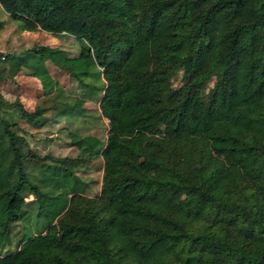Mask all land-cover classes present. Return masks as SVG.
I'll return each mask as SVG.
<instances>
[{
	"label": "trees",
	"instance_id": "obj_1",
	"mask_svg": "<svg viewBox=\"0 0 264 264\" xmlns=\"http://www.w3.org/2000/svg\"><path fill=\"white\" fill-rule=\"evenodd\" d=\"M0 6L22 27L79 40L71 55L37 44L0 57V78L23 66L52 93L31 109L0 93V264H264V0ZM46 60L106 118L104 140L68 131L74 156L40 155L19 131L47 108L83 111ZM96 155L100 188L86 196L73 165ZM42 210L44 227L1 251L12 223Z\"/></svg>",
	"mask_w": 264,
	"mask_h": 264
},
{
	"label": "rangeland",
	"instance_id": "obj_2",
	"mask_svg": "<svg viewBox=\"0 0 264 264\" xmlns=\"http://www.w3.org/2000/svg\"><path fill=\"white\" fill-rule=\"evenodd\" d=\"M37 44L58 46L66 54L76 53L79 40L72 34H54L39 28H26L20 25V21L12 19L0 6V57L5 53H19L26 48ZM46 71L56 81V86L62 90L64 99L69 105L73 104V98H82L83 111L80 114L60 113L56 115L52 109L47 108L45 115L47 119L41 124L33 126L23 121H18L20 133L26 138V143L40 155L74 156L76 148L71 144L68 131L79 134H92L100 140L105 138L106 118L98 109L95 99H89L81 94L80 88L76 86L72 75L66 70L57 68L54 64L45 61ZM3 76L0 78V93L6 99L18 98L22 105L31 109L35 104L50 105V94L43 92V86L39 78L31 73V70L21 66L12 77L6 75L4 68ZM185 75L179 68L175 74L169 77L172 86H178L185 80ZM212 82L211 79L200 82L199 87L206 91ZM83 91V90H82ZM73 172L82 181L79 188L84 195L94 196L100 188L102 159L96 155L89 159L80 161L73 165ZM32 198L28 193L25 200ZM61 199L58 198L56 202ZM56 203L53 204V207ZM52 207V206H50ZM31 217V216H30ZM49 219V213L45 210L33 214L27 220H17L12 223L7 241L1 251L14 250L18 239L30 231H38L44 227Z\"/></svg>",
	"mask_w": 264,
	"mask_h": 264
}]
</instances>
